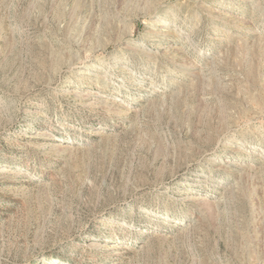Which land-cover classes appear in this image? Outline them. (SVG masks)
Listing matches in <instances>:
<instances>
[{
	"label": "rangeland",
	"instance_id": "obj_1",
	"mask_svg": "<svg viewBox=\"0 0 264 264\" xmlns=\"http://www.w3.org/2000/svg\"><path fill=\"white\" fill-rule=\"evenodd\" d=\"M0 264H264V0H0Z\"/></svg>",
	"mask_w": 264,
	"mask_h": 264
},
{
	"label": "bare ground",
	"instance_id": "obj_2",
	"mask_svg": "<svg viewBox=\"0 0 264 264\" xmlns=\"http://www.w3.org/2000/svg\"><path fill=\"white\" fill-rule=\"evenodd\" d=\"M2 171H4L3 169H1V171L0 172H2Z\"/></svg>",
	"mask_w": 264,
	"mask_h": 264
}]
</instances>
